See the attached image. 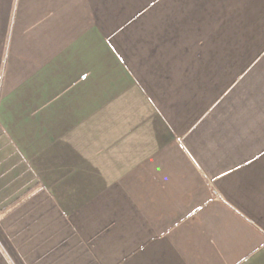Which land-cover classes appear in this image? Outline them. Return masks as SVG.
Listing matches in <instances>:
<instances>
[{
    "label": "crops",
    "instance_id": "obj_1",
    "mask_svg": "<svg viewBox=\"0 0 264 264\" xmlns=\"http://www.w3.org/2000/svg\"><path fill=\"white\" fill-rule=\"evenodd\" d=\"M0 264H264V0H0Z\"/></svg>",
    "mask_w": 264,
    "mask_h": 264
}]
</instances>
